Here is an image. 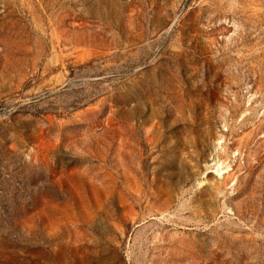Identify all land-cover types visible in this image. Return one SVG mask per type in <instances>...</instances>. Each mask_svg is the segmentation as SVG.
<instances>
[{
    "label": "rangeland",
    "instance_id": "374dc122",
    "mask_svg": "<svg viewBox=\"0 0 264 264\" xmlns=\"http://www.w3.org/2000/svg\"><path fill=\"white\" fill-rule=\"evenodd\" d=\"M0 264H264V0H0Z\"/></svg>",
    "mask_w": 264,
    "mask_h": 264
}]
</instances>
